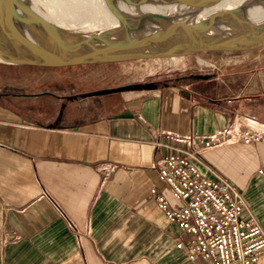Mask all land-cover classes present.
<instances>
[{
  "label": "crops",
  "instance_id": "0c3cea01",
  "mask_svg": "<svg viewBox=\"0 0 264 264\" xmlns=\"http://www.w3.org/2000/svg\"><path fill=\"white\" fill-rule=\"evenodd\" d=\"M17 67L56 76H19L20 91ZM59 68L0 61V264H211L175 246L186 236L150 192L180 203L158 177L169 152L159 144H174L166 133L227 123L264 128V69L242 95H227L217 76L125 94L91 86L75 97L74 82L58 77L76 66ZM198 167L240 190L264 229V142L223 143L199 155Z\"/></svg>",
  "mask_w": 264,
  "mask_h": 264
},
{
  "label": "rangeland",
  "instance_id": "374dc122",
  "mask_svg": "<svg viewBox=\"0 0 264 264\" xmlns=\"http://www.w3.org/2000/svg\"><path fill=\"white\" fill-rule=\"evenodd\" d=\"M10 1L16 13L24 21L30 24L36 23L33 16L21 9L13 0ZM20 1L41 14L43 21L40 25L51 23L63 30L61 38L66 42L76 41V39H67L73 34L64 26L71 25L66 12L70 14L80 10L76 5L78 0ZM59 2L66 4V10L60 8ZM4 7L5 5L0 1V50L22 59L43 61L49 59L52 50L56 48L55 39H59L61 42L60 35L58 33H38L36 37L12 19ZM254 7L264 10V0H252L248 5L230 6V10H234V13L225 14L222 20L227 23V26L233 28L234 32L246 30V27L239 23H264V20L261 19L258 21L250 19L249 13V18L246 19L243 12L248 9L252 10ZM73 63L72 61H63L58 64L60 65L59 69L64 64L76 66L75 70L67 69V71L60 72L58 79H68L70 84L74 82L75 97L85 96L84 90L91 86L96 89L104 87L122 89L125 94L134 89L179 85L201 79L203 74H209L208 78L218 76L224 83H221L220 87L225 86L227 95H242L243 85L246 81L259 79L258 74H253V72H257L260 68L264 69V46L244 51H211L176 57L129 59L120 62ZM249 70L252 73H249ZM11 74L12 85L17 88L23 87L20 91H24L25 84L22 81L23 78L19 76L27 74L28 77L24 79L28 81L35 78L38 80L55 79L56 76V73L41 68L29 69L24 72L19 67L11 68ZM18 78L21 79V84L17 82ZM252 90L257 92L260 89L252 87Z\"/></svg>",
  "mask_w": 264,
  "mask_h": 264
},
{
  "label": "built area",
  "instance_id": "2783aa9c",
  "mask_svg": "<svg viewBox=\"0 0 264 264\" xmlns=\"http://www.w3.org/2000/svg\"><path fill=\"white\" fill-rule=\"evenodd\" d=\"M164 136L174 144L158 143L169 149L157 163L158 177L180 203L171 206L154 188L150 192L166 220L186 236L175 246L184 247L190 259L211 264H257L264 252V229L226 177L200 171L198 156L223 143L264 142V128L247 124L236 129L227 123L213 132Z\"/></svg>",
  "mask_w": 264,
  "mask_h": 264
},
{
  "label": "water",
  "instance_id": "95a60500",
  "mask_svg": "<svg viewBox=\"0 0 264 264\" xmlns=\"http://www.w3.org/2000/svg\"><path fill=\"white\" fill-rule=\"evenodd\" d=\"M0 1L5 5L4 8L12 19L29 28L28 23L16 13L10 0ZM122 1L133 10V14L129 15L120 11L117 0H100L116 21L115 29L74 31L71 33L75 34L76 41L69 43L61 38L63 32L61 28L53 25L45 28V25H40L43 21L42 17L30 6L23 1L13 0L21 9L34 17L36 25L42 26L44 31H39V33H58L60 35L62 47L55 53L56 55L68 49L73 51L125 49V53L121 55L81 59L72 61V63L120 62L129 59L185 56L199 52L244 51L264 46V23H239L246 27V30L240 32L232 31L213 35L203 33L211 16L219 17L222 20L225 14L234 13V10L219 8L227 0ZM39 20L40 22H38ZM0 61L44 66H54L63 62L57 61L53 56L44 61L22 59L13 57L9 53L5 54L1 50ZM202 77L208 78L209 74H203Z\"/></svg>",
  "mask_w": 264,
  "mask_h": 264
},
{
  "label": "bare ground",
  "instance_id": "6f19581e",
  "mask_svg": "<svg viewBox=\"0 0 264 264\" xmlns=\"http://www.w3.org/2000/svg\"><path fill=\"white\" fill-rule=\"evenodd\" d=\"M252 0H227L225 1L219 8L224 10H230V6L236 5H248ZM79 6V11H73L70 14L66 12L68 22L71 25H65V29H69L72 33L74 31L80 32L86 30H107V29H115L117 27L116 21L113 17L108 13L104 5L100 2V0H78L76 3ZM117 5L120 11L126 14H133V10L127 6L122 0H117ZM59 6L61 9L66 10V4L63 2H59ZM38 15L41 14L33 9ZM246 19L249 18L254 21L264 20V10L258 9V7H254L252 10L248 9L243 12ZM249 13V14H248ZM50 20V19H49ZM40 22V20L38 21ZM88 23V24H87ZM90 23V24H89ZM209 24L205 27L203 33L205 34H222V33H229L233 31V28L227 26V23L223 22L221 18L216 16H211L209 19ZM256 23V22H254ZM29 26L25 27L22 26L25 30L29 31L30 34L34 36H38L39 31L42 32L44 29L39 24H27ZM52 25L51 23H46L45 28ZM63 28V26H60ZM82 29H78V28ZM75 32V33H76ZM91 36V34H90ZM75 34L71 37H67V39H74ZM56 48L52 50L51 56L57 59V61H76L81 59H95L98 57H108V56H115L121 55L125 53V49L118 48L116 51L112 50H96V49H88V50H80V51H73V50H65L61 53L55 54L60 47H62V43H60L59 39H55L54 41ZM130 49V48H129ZM4 52V51H2ZM6 54V52H4Z\"/></svg>",
  "mask_w": 264,
  "mask_h": 264
},
{
  "label": "flooded vegetation",
  "instance_id": "af4514ba",
  "mask_svg": "<svg viewBox=\"0 0 264 264\" xmlns=\"http://www.w3.org/2000/svg\"><path fill=\"white\" fill-rule=\"evenodd\" d=\"M18 65H27V66H30L29 64H18Z\"/></svg>",
  "mask_w": 264,
  "mask_h": 264
}]
</instances>
